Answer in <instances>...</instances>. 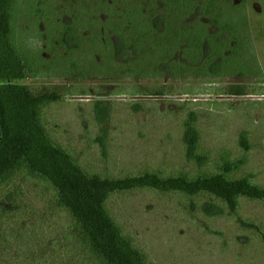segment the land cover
Returning <instances> with one entry per match:
<instances>
[{"label":"rangeland","instance_id":"rangeland-1","mask_svg":"<svg viewBox=\"0 0 264 264\" xmlns=\"http://www.w3.org/2000/svg\"><path fill=\"white\" fill-rule=\"evenodd\" d=\"M13 13V44L29 72L20 84L63 97L45 109L47 128L86 170L110 178L216 173L222 155H246L236 177L264 187V0H14ZM68 26L76 30V49L65 44ZM163 62L174 76L160 68ZM99 103L109 109L104 125L94 111ZM192 118L210 158L202 169L184 157V124ZM103 127L106 156L96 143ZM242 132L250 137L247 154ZM17 183L23 214L36 220L40 213L49 223L43 183ZM195 202L199 209L191 213L181 195L137 190L112 197L108 208L148 264H264L256 231L227 213L204 216L206 203L222 205L213 197ZM238 215L264 235V201L241 199ZM34 223L32 237L40 230ZM26 234L22 244L9 240L8 250L0 248V264H32L35 248L42 258L44 242L26 247Z\"/></svg>","mask_w":264,"mask_h":264},{"label":"trees","instance_id":"trees-1","mask_svg":"<svg viewBox=\"0 0 264 264\" xmlns=\"http://www.w3.org/2000/svg\"><path fill=\"white\" fill-rule=\"evenodd\" d=\"M13 11L14 0H0L2 250H8L7 244L10 241L17 245L22 244L19 241L21 234L28 233L32 237L30 223L35 221V226H32L40 227V230L35 232L36 236L32 237L30 244L24 246H32L36 241V246H39L42 240L44 255L40 261L35 255L39 256L41 252L35 248L32 255H28L34 259L32 264H148L144 252L133 244L108 208L112 197L137 190L181 195L189 201L191 213L199 209L195 202L198 197H213L222 205L215 202L206 203L200 207L204 216L222 218L227 213L236 218L242 228L256 231L264 240V235L257 225L238 215L241 199L264 201V187L257 185L250 176L236 177L248 164L246 155L234 160L228 155H222L216 164V173L200 171L194 175L184 172L163 176L158 172L145 171L136 175L110 178L90 172L79 164L66 148L53 140L44 116L45 109L62 103L63 97L51 92L37 95L28 86L20 84L29 78V72L13 44ZM156 23V26L161 28L162 22L157 20ZM72 27H67L64 39L67 47L76 49L77 34ZM117 51L118 54L124 52L121 44H117ZM160 65L161 69L168 70L167 72L174 76L167 62ZM230 94L245 95L240 89H231ZM135 106L138 107L139 104ZM94 109L100 123L105 124L109 109L102 103L96 104ZM107 138L108 132L103 127L96 143L105 156ZM182 143L187 162L194 163L200 169L208 164L210 158L203 151L202 135L194 118L184 124ZM239 146L245 154L250 152V137L247 132H242L239 136ZM18 179L22 182L36 180L43 183L46 193L43 192L40 201L47 205L44 208L49 213V223L40 213L36 220L31 217L34 215L27 217V214H23L26 207L23 206L24 201L19 203L18 197L22 199V192L18 188ZM49 192H52V197L45 199L44 195ZM18 215L20 218L16 220ZM55 231L56 237H52L51 233Z\"/></svg>","mask_w":264,"mask_h":264},{"label":"water","instance_id":"water-1","mask_svg":"<svg viewBox=\"0 0 264 264\" xmlns=\"http://www.w3.org/2000/svg\"><path fill=\"white\" fill-rule=\"evenodd\" d=\"M2 139V128H1V124H0V141Z\"/></svg>","mask_w":264,"mask_h":264}]
</instances>
